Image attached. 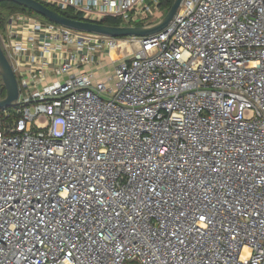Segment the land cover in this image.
Returning a JSON list of instances; mask_svg holds the SVG:
<instances>
[{
    "label": "built area",
    "instance_id": "obj_1",
    "mask_svg": "<svg viewBox=\"0 0 264 264\" xmlns=\"http://www.w3.org/2000/svg\"><path fill=\"white\" fill-rule=\"evenodd\" d=\"M36 1L121 27L166 14ZM0 46L19 90L0 110V264H264V0H182L125 38L15 11Z\"/></svg>",
    "mask_w": 264,
    "mask_h": 264
},
{
    "label": "water",
    "instance_id": "obj_2",
    "mask_svg": "<svg viewBox=\"0 0 264 264\" xmlns=\"http://www.w3.org/2000/svg\"><path fill=\"white\" fill-rule=\"evenodd\" d=\"M3 2L13 3L25 10H28L37 16H40L48 22L61 25L67 29L99 34L112 38H125V37H147L156 34L163 30L173 19L178 12L182 0H173L170 9L166 12L164 17L158 22L141 27H128L118 26L112 27L102 23H88L83 21H77L64 17L63 15L51 10L47 6L41 4L36 0H0V4ZM0 77L2 79L5 97L0 100V110L12 109L16 107L19 90L18 83L15 74L12 71V67L8 59L6 58L1 46H0Z\"/></svg>",
    "mask_w": 264,
    "mask_h": 264
},
{
    "label": "trees",
    "instance_id": "obj_3",
    "mask_svg": "<svg viewBox=\"0 0 264 264\" xmlns=\"http://www.w3.org/2000/svg\"><path fill=\"white\" fill-rule=\"evenodd\" d=\"M172 2H173V0H163L162 1V4H161L162 9L165 10V12H167L170 9V7H171ZM48 8H50V7H48ZM50 9L53 10V11H55V12H57V13H59V14H61V15H63L66 18L73 19V20H77V21H80L81 20V18L79 16L74 15L70 11L61 12V11H58V10L53 9V8H50ZM1 10L3 12L7 13V14L8 13H11V12L19 11V12H24V13H27V14H30V15L37 16L36 14H34V13L28 11V10H25V9H23V8L15 5V4H13V3H9V2H3V3H1L0 4V11ZM38 17H40V16H38ZM40 18L42 20H44V21H47V20H45L42 17H40ZM4 19L5 18L3 17L2 13H0V28L2 27V24H3ZM102 24H105V25H108V26H112V27H118V26H120V23H119L118 20L111 19V18H106L103 21Z\"/></svg>",
    "mask_w": 264,
    "mask_h": 264
},
{
    "label": "rangeland",
    "instance_id": "obj_4",
    "mask_svg": "<svg viewBox=\"0 0 264 264\" xmlns=\"http://www.w3.org/2000/svg\"><path fill=\"white\" fill-rule=\"evenodd\" d=\"M0 13H2L4 18L7 16V13L3 12L2 10L0 11ZM122 57H124V53L120 54L119 57H115L114 61L120 60ZM103 60H104L103 63L97 66V71L102 77L106 76L105 74H110L111 71L113 70V64L109 62V59L104 58ZM0 89H4V85L1 77H0ZM4 97H5V89H4Z\"/></svg>",
    "mask_w": 264,
    "mask_h": 264
},
{
    "label": "bare ground",
    "instance_id": "obj_5",
    "mask_svg": "<svg viewBox=\"0 0 264 264\" xmlns=\"http://www.w3.org/2000/svg\"><path fill=\"white\" fill-rule=\"evenodd\" d=\"M113 58H115V54L113 55Z\"/></svg>",
    "mask_w": 264,
    "mask_h": 264
}]
</instances>
